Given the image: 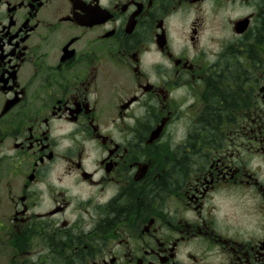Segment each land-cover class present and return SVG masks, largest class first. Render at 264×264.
I'll return each instance as SVG.
<instances>
[{"label": "flooded vegetation", "instance_id": "1", "mask_svg": "<svg viewBox=\"0 0 264 264\" xmlns=\"http://www.w3.org/2000/svg\"><path fill=\"white\" fill-rule=\"evenodd\" d=\"M239 2L254 11L229 15L238 0H0V264H264V0ZM170 29L185 40L179 54ZM53 118L77 127L54 139ZM62 139L73 147L58 151ZM85 140L100 156L91 173ZM74 172L87 199L59 186Z\"/></svg>", "mask_w": 264, "mask_h": 264}, {"label": "clouds", "instance_id": "2", "mask_svg": "<svg viewBox=\"0 0 264 264\" xmlns=\"http://www.w3.org/2000/svg\"><path fill=\"white\" fill-rule=\"evenodd\" d=\"M252 11H254L252 6L242 4L238 0L236 7L234 9L230 10L229 15L235 17V16H240L242 14L251 13ZM192 18H193V16L190 15L188 20L184 22L185 32L188 30L187 24L191 22ZM168 22L173 28L179 29L181 27L180 14L177 13V14L170 16L168 18ZM170 32H171L172 36L175 38L174 47H175L177 54H179V50L181 47H183L185 40L181 39L178 32L172 31L171 29H170ZM212 35H213V33H211L210 31H205L203 34L202 40H201V47L209 50L207 59L210 63L215 62V60L217 59V54L221 51L220 46L218 44L210 41L209 37ZM188 47H189V50L191 52V46L189 45ZM152 48L155 49V45H152ZM192 54L195 55V53H192ZM145 56H146V59L148 60V62L150 63L151 58H152V54L148 53V54H145ZM155 58L160 59V54L158 52L155 53ZM186 91H187V89H185V88L178 89L177 92L174 93V95H177V94L183 95L186 93ZM188 102L190 103L191 100L189 99ZM185 106L186 105H182V108ZM129 123L134 124L135 121L130 120ZM75 127H77V125L65 123V121L62 119L57 120V119L53 118L52 129H51L50 135L54 139L57 137L66 136V134L73 131V129ZM186 133H187V129L184 126V124L182 122L178 123L176 125L175 133H174L175 143L182 142L186 137ZM76 139L80 140L81 137L79 135H77ZM83 143H84L85 148H86V153H85V158L83 160V164L85 166V169L91 173L95 169L98 168V165L94 161L99 160L100 156L98 155V150H94L95 141L85 140V141H83ZM70 147H73V141L71 139H62L59 142L58 151H64ZM14 152H15V150L13 149V150H10L7 154L8 155H14ZM105 155H106V153H105ZM65 166L66 165H65L64 161H58V163L55 165L54 169L50 173L49 179H50L51 183L56 184V177L58 175H62L64 173ZM103 175H104L103 168H99L98 171H95V175L93 178L96 180H99ZM78 176H79V172H74L72 175L64 176L63 184H61L59 186L70 188L71 189V195H73V196L78 195L80 197V199H87L88 198V192L82 191L83 188H87V185L76 186L72 183V181ZM36 186L41 190H45L47 187L44 182H39ZM114 194H115L114 189H112V188L107 189L105 191V193L103 194V196L99 198V202L101 204L106 203ZM213 197L214 198L212 200V203L219 206V210L216 211L215 215L218 217L219 220L222 221L224 216L226 215V212L228 211V205H229V203H231V200L226 199L223 193L213 194ZM188 215H191V213H189ZM73 219H75V216H73ZM229 222H231V221H229ZM246 226L251 227V225H246ZM89 227H91V225H89Z\"/></svg>", "mask_w": 264, "mask_h": 264}]
</instances>
